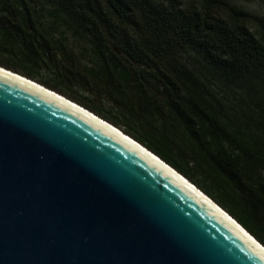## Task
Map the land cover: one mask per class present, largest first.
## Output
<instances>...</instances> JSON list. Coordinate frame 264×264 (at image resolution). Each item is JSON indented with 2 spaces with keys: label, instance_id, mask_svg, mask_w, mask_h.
Here are the masks:
<instances>
[{
  "label": "trees",
  "instance_id": "1",
  "mask_svg": "<svg viewBox=\"0 0 264 264\" xmlns=\"http://www.w3.org/2000/svg\"><path fill=\"white\" fill-rule=\"evenodd\" d=\"M249 18L226 0H0V67L125 125L122 134L264 248V28L254 35ZM55 33L82 42L71 47ZM222 84L239 91L240 111L216 99ZM71 86L109 100L119 117ZM189 161L221 193L195 181Z\"/></svg>",
  "mask_w": 264,
  "mask_h": 264
},
{
  "label": "water",
  "instance_id": "2",
  "mask_svg": "<svg viewBox=\"0 0 264 264\" xmlns=\"http://www.w3.org/2000/svg\"><path fill=\"white\" fill-rule=\"evenodd\" d=\"M85 110L0 67V264H264L233 219Z\"/></svg>",
  "mask_w": 264,
  "mask_h": 264
},
{
  "label": "rangeland",
  "instance_id": "3",
  "mask_svg": "<svg viewBox=\"0 0 264 264\" xmlns=\"http://www.w3.org/2000/svg\"><path fill=\"white\" fill-rule=\"evenodd\" d=\"M178 2L179 6H183L188 0H175ZM229 5H232L235 8H238L244 12H246L249 15V19L246 23L247 28L250 30L251 33L254 35H257L261 32V29L264 28V0H226ZM45 9V8H43ZM65 31V30H64ZM63 37V38H62ZM55 39H61L62 41H65L68 45L71 47L77 46L78 44H81L82 40L80 38H75L71 34L64 33L63 35H59L58 33L54 34ZM81 55V54H80ZM78 55V56H80ZM181 61H187L190 60V58H187L186 56H180ZM191 61V60H190ZM39 75L46 76L45 72H39ZM215 90V97L217 100L220 101V103L225 107H231L236 112L240 111L242 104L238 102L240 94L237 89H231L228 87L227 84H222L219 87H212ZM66 91L73 95L74 97H77L81 99L82 101H86L90 99L95 107H97L101 113L106 114L109 116V113L119 117L118 112L116 111L115 107L112 105V103L107 100L103 99L100 102L96 100V98H92L90 95L85 94L84 92L80 91L77 87H68L66 88ZM229 111V110H228ZM234 112V113H236ZM230 114V111H229ZM127 124V123H126ZM130 125V124H128ZM126 127L125 125H122L119 123L116 128L121 133L123 131V128ZM131 128H134L131 126ZM187 167L192 170V173L190 172V175L193 177L195 181H197L199 184H202V186H207V188L210 189L211 195H217L221 193L222 186L215 182V185H213V182L211 181L209 176H204V174L198 169L194 167V163L189 161L187 162ZM261 177L264 178V173L261 174ZM187 180V179H186ZM188 181V180H187ZM189 182V181H188ZM195 187V186H194ZM196 188V187H195ZM201 192V189H198ZM202 193V192H201ZM209 198V197H208ZM214 204V199L209 198Z\"/></svg>",
  "mask_w": 264,
  "mask_h": 264
},
{
  "label": "bare ground",
  "instance_id": "4",
  "mask_svg": "<svg viewBox=\"0 0 264 264\" xmlns=\"http://www.w3.org/2000/svg\"><path fill=\"white\" fill-rule=\"evenodd\" d=\"M86 111V110H85ZM87 113H89L91 116H94V114L93 113H90V112H88V111H86ZM94 117H96L97 119H99L97 116H94ZM99 120H101V119H99ZM102 121V120H101ZM106 123V122H105ZM108 124V123H107ZM110 127H112L113 129H115L116 131H118L119 132V130H117L116 128H114L113 126H111L110 124H108ZM120 134H122L121 132H119ZM122 135H124V134H122ZM125 137H126V139H129L130 141H132V142H135V141H133L132 139H130L129 137H127L126 135H124ZM136 143V142H135ZM138 146H140L138 143H136ZM140 147H142V146H140ZM143 148V147H142ZM144 149V148H143ZM146 150V149H145ZM147 151V150H146ZM150 153V152H149ZM179 175V174H178ZM184 179V178H183ZM184 181L185 182H187L189 185H191V187L193 188V189H195V190H197V193H200V194H202L206 199H208V202H210L211 204H213L214 205V207L216 206L220 211H222L217 205H215L208 197H206L203 193H201L197 188H195L192 184H190L186 179H184ZM223 212V211H222ZM223 213H225V212H223ZM225 215L226 216H228L226 213H225ZM229 217V216H228ZM230 218V217H229ZM231 219V218H230ZM232 220V219H231ZM234 223H235V221L234 220H232Z\"/></svg>",
  "mask_w": 264,
  "mask_h": 264
}]
</instances>
